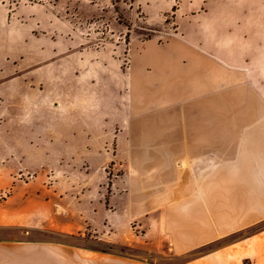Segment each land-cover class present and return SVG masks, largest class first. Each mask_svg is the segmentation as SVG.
Returning a JSON list of instances; mask_svg holds the SVG:
<instances>
[{
  "label": "rangeland",
  "instance_id": "374dc122",
  "mask_svg": "<svg viewBox=\"0 0 264 264\" xmlns=\"http://www.w3.org/2000/svg\"><path fill=\"white\" fill-rule=\"evenodd\" d=\"M259 2L0 0V223L17 211L26 239L152 260L126 244L130 226L109 242L30 229V214L44 216L52 196L99 192L103 204L110 180L139 183L147 137L187 129L190 115L230 137L243 126L263 134L252 46L264 29L236 26Z\"/></svg>",
  "mask_w": 264,
  "mask_h": 264
},
{
  "label": "crops",
  "instance_id": "0c3cea01",
  "mask_svg": "<svg viewBox=\"0 0 264 264\" xmlns=\"http://www.w3.org/2000/svg\"><path fill=\"white\" fill-rule=\"evenodd\" d=\"M236 26L264 29V3L241 15ZM254 35L259 41L252 46V74L262 79L264 36ZM244 50L242 45L237 53L243 70ZM253 88L264 93V83ZM211 122L212 117L190 115L180 122L188 123L187 129L147 137L141 153L148 165L139 172L141 181L110 180L103 204L99 192L89 198L57 195L45 200L44 216L39 209L30 214V229L81 238L87 229L109 242L118 227L130 226L134 237L126 244L152 260L26 239L31 231L20 229L26 218L13 211L0 223V264H264V227L254 230L264 223V133L246 132L243 126L230 137L214 131Z\"/></svg>",
  "mask_w": 264,
  "mask_h": 264
},
{
  "label": "trees",
  "instance_id": "16d2710c",
  "mask_svg": "<svg viewBox=\"0 0 264 264\" xmlns=\"http://www.w3.org/2000/svg\"><path fill=\"white\" fill-rule=\"evenodd\" d=\"M12 1H19V0H12ZM28 1H31V2H40V1H43V0H28ZM47 1H56V0H47Z\"/></svg>",
  "mask_w": 264,
  "mask_h": 264
}]
</instances>
